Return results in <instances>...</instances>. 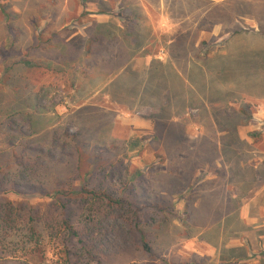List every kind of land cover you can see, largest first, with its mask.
Instances as JSON below:
<instances>
[{"label": "rangeland", "instance_id": "obj_1", "mask_svg": "<svg viewBox=\"0 0 264 264\" xmlns=\"http://www.w3.org/2000/svg\"><path fill=\"white\" fill-rule=\"evenodd\" d=\"M130 1L127 8L136 10L139 1ZM80 2L0 0L1 189L38 183L40 188L48 190L57 180L72 182L74 187L85 184L87 188L121 194L130 201L147 205L143 207L142 217L135 220L123 209H112L106 203L91 200L92 215L90 219L82 217L80 226L88 232L84 238L103 254V264H217L194 253L199 247L200 228L217 221L219 213L217 165L210 160L214 154L212 142L217 139V126L225 128L241 123L245 117L233 113L234 108L240 107L238 104L228 105L229 109L223 111L217 108L220 90L215 62L211 60L199 70L192 63L196 47L202 56H213L233 31L250 27L239 19L237 24L232 22V27L228 24L219 32V22L230 23V10L217 9V0L170 1L174 27L167 34L153 35V41L158 43V48L171 44L169 49L179 59L176 60L179 70L187 69L186 58H190L189 74L195 79L191 83L204 88L211 104L206 101L200 105L191 100L190 109L177 121L154 120L151 134H133L130 125L121 118L149 119L153 111L141 103L152 100L119 98L117 101L127 107L123 105L121 112H114L119 109L117 105L103 99L101 94L93 95L101 89V71L114 62L108 57L116 52L114 48L112 52L103 51L99 67L92 68V61L78 59L81 55L78 48L84 42L78 37L72 40L75 51L62 50L59 43L53 45V42L47 49L37 46L43 31L47 38L62 26L71 25L75 32L80 29L81 21L87 19L81 15L84 11ZM102 4L111 7L110 1ZM3 8L11 15L10 20L2 13ZM231 9L234 13L246 11L247 5L236 2ZM183 11L189 14L181 20ZM254 24L264 28V20ZM147 29L144 28V36ZM252 42L261 41L256 38ZM137 46L138 43L134 48ZM116 50L120 56H126L122 45ZM198 77L205 80L199 84ZM254 103L248 104L252 110ZM222 139L227 144H237L233 134ZM25 140L31 141V149L23 147ZM39 150L42 154L35 159ZM224 150L229 157V147ZM16 155L22 157L20 163L14 159ZM238 171L233 170L232 181L241 177ZM35 189H27V199L13 194L7 198L21 205L30 199L46 206L49 197L34 193ZM162 200L164 211L154 207L155 202ZM72 201V208L79 212L87 207V201L86 205L79 198ZM140 236L148 242L150 252L142 247ZM59 242L54 233L45 231L43 253L54 259L60 252ZM0 264L12 263L0 259Z\"/></svg>", "mask_w": 264, "mask_h": 264}, {"label": "crops", "instance_id": "obj_2", "mask_svg": "<svg viewBox=\"0 0 264 264\" xmlns=\"http://www.w3.org/2000/svg\"><path fill=\"white\" fill-rule=\"evenodd\" d=\"M127 1L124 0V3L131 2ZM135 1H139L135 5L136 10L130 9L132 17L137 19L132 32L122 26L115 13L99 14L90 8L87 10L92 13L88 17L94 25L89 29L90 21H87L86 27L74 32L71 39L79 36L86 46L90 31L102 36V48L108 46V51L118 49L119 45L124 47L125 57L120 56L117 50L110 54L114 62L101 71V89L95 90L93 95L101 94L103 99L117 105L119 109L114 112H121L123 105L127 107L117 101L119 98L156 101L157 104L140 102L141 106L152 109L149 119L121 118L125 121L123 123L130 125L131 133L151 134L154 120L177 121L190 109L191 100H196L200 105L206 101L211 104V100L205 96L201 85H192L195 79L189 74L190 58H186L187 69L179 70L176 67V60L179 59L169 49L171 44L158 48V43L153 41V35L167 34L174 27V14L168 5L172 0ZM236 2H245L246 11L234 13L231 7ZM217 9L230 10V23L219 22V32L228 24L232 27V22L237 24L239 19L250 28L233 31L229 38L219 44L217 54L203 60L193 59L192 64L199 70L207 62H215L220 90L217 93V108L223 111L229 109L228 105L238 104L239 108L231 110L245 118L241 123L225 128L217 126V139L212 142L214 154L210 160L217 165L219 213L217 221L200 226L205 228H200L197 234L199 247L194 253L217 264H264V28L259 23L254 24L264 20V0H217ZM188 14V11H183L181 20ZM144 28H148L145 36ZM130 35L136 38L137 48H134ZM245 38L248 41L243 42ZM256 38L261 42L254 44L252 40ZM234 50L240 53L235 54ZM90 57L86 53L85 59L89 60ZM95 66L99 67L97 63ZM204 80L198 77L197 82L200 84ZM252 101L255 102L254 110L248 106ZM229 134L236 137L237 144L223 141L222 138ZM225 147H229V157ZM233 170L242 171H238L241 177L236 181H232ZM212 172L216 175V168ZM240 188H243L241 193ZM237 251L240 254H236Z\"/></svg>", "mask_w": 264, "mask_h": 264}, {"label": "trees", "instance_id": "obj_3", "mask_svg": "<svg viewBox=\"0 0 264 264\" xmlns=\"http://www.w3.org/2000/svg\"><path fill=\"white\" fill-rule=\"evenodd\" d=\"M102 3V0H98L97 2L93 0H81L80 4L84 11L81 15L82 17L87 16V19L81 21V27L79 28L86 27L87 21H90L89 29L94 25L88 17V14L92 12L87 9H90L91 7L92 9H95L94 13H115L119 17L122 26L129 32L133 31L137 19L132 17V12L130 13V10L128 11L129 8H127L128 6L124 3V0H119L118 2L110 0L111 7L108 6L107 8L103 7ZM2 13L7 20L11 19V15L8 12H5L4 8ZM89 29H87V31ZM74 32L73 26L71 25L62 26L58 30L54 29L47 38L43 36V31L42 35L38 36L37 46L47 49L53 42V45L59 43L62 50L75 51L76 49L72 48V40L75 39V37L71 39V35ZM60 36H62V38L57 39ZM87 36L86 46L85 43H82V47L78 48L81 52L78 59H85L86 53L88 55L90 54L91 57L87 61H92L95 66L94 63H97L98 65L101 60L103 51L105 49L108 51V46L104 45L102 48L104 40L101 35L89 31ZM76 37L80 38L79 36ZM129 37L135 45L137 41L134 35H130ZM56 40L59 42H55ZM202 45H206V42H202ZM114 51L116 50L114 49ZM194 51L196 60H203L209 56V54L207 56H202L200 54V49L197 47ZM109 56L110 55H108V57ZM23 62L24 64L27 63L30 67L34 66L29 62ZM35 65L37 66L38 64L35 63ZM40 141L42 140H38L39 143ZM22 144L24 148L31 149V141L25 140ZM33 149L34 148H32V150ZM40 154L42 153L39 150L35 159L39 158ZM21 158L22 157L17 155L14 156L17 163L21 162ZM38 185V183L37 185H12L8 186L9 188L6 189H1L3 185H0V259L5 262L10 261L12 264H103V254H99L96 247L94 245L91 246L90 242L84 238L83 235L88 232L86 228L82 229L80 226V219L82 217L90 219V216L92 215L91 200L106 203L109 208L112 209H123L126 214H132L135 220H139L142 217L143 207L147 206H142L135 200L130 201L121 194L113 195L104 191H96L87 188L85 184L74 187L72 182H58L56 180L53 187L48 190H44V188H40L41 186ZM28 188H37L34 193L38 192L40 196L44 195L49 197L47 205L44 206V203L42 202L32 203L30 199L28 202H25L24 205H21V202L15 203L7 198L9 194L21 198H23V196L26 197L25 195L28 194ZM123 189L125 190V188ZM78 198L80 203H84L85 205L87 201L86 209H81L80 212L75 208H72L74 205L72 200ZM162 203L163 200L157 201L155 202L154 207L158 208L160 211H164L166 207L162 206ZM84 211L86 214H84ZM17 222H20L18 226L16 225ZM45 231L54 233L55 237H59L60 240L58 243L61 247L60 252L59 254H55L56 257L54 259L48 258V256L43 253ZM140 241L142 242L144 250L150 252L151 248L143 236H140ZM19 252L23 254H18Z\"/></svg>", "mask_w": 264, "mask_h": 264}]
</instances>
